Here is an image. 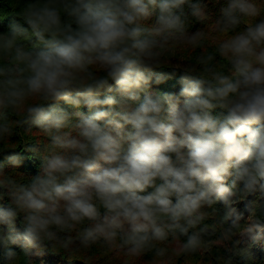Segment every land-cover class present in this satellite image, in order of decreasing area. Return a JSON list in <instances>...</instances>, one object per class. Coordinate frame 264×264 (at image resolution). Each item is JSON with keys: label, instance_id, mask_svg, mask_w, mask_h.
<instances>
[{"label": "clouds", "instance_id": "9594fccd", "mask_svg": "<svg viewBox=\"0 0 264 264\" xmlns=\"http://www.w3.org/2000/svg\"><path fill=\"white\" fill-rule=\"evenodd\" d=\"M15 15L26 26L0 32V153L20 165L12 137L33 126L48 142H26L41 161L30 178L0 164L9 264V244L28 256L75 241L148 264H171L169 239L177 256L223 240L250 258L233 237L264 235V6L227 0L210 24L230 35L214 48L189 31V17L210 19L200 0H31ZM183 46L198 52L173 65ZM162 67L182 69L178 94L149 91ZM257 192L245 220L236 205Z\"/></svg>", "mask_w": 264, "mask_h": 264}, {"label": "trees", "instance_id": "16d2710c", "mask_svg": "<svg viewBox=\"0 0 264 264\" xmlns=\"http://www.w3.org/2000/svg\"><path fill=\"white\" fill-rule=\"evenodd\" d=\"M31 2V0H0V32H5L8 30V25L16 20L21 25L26 26L24 21L15 15L19 12L20 8ZM195 2V0H194ZM200 2L206 5V11L210 19L206 22H200L194 17H189V31L194 32L197 29L207 30L208 37L207 43L212 45L213 48L220 40L226 39L229 37L230 33H219L215 30V25L210 24L214 22L220 16V8L227 4V0H200ZM258 3L261 6H264V0H258ZM16 5V6H15ZM187 10V9H186ZM264 18V17H261ZM209 25V26H208ZM244 26L241 25V28ZM182 55L187 57V60L193 59L197 54L198 50L189 48L188 46H183L178 48ZM173 64V63H172ZM174 65V64H173ZM154 75H160L163 77V80L157 84L155 79H153L152 84L150 85L149 91L160 92V93H175L178 94L181 88L180 77L182 75V69L174 67H162L155 68L152 70ZM183 100L181 99V103ZM60 106L66 108L69 112L75 111L71 106L60 102ZM82 111L87 112L86 108H81ZM219 111V110H217ZM39 130L33 126V134L29 137L21 138L20 136H13V143L17 144V148L14 150L15 154L21 157L20 165H12L8 162L7 156L11 153L5 152L0 153V164L3 165V171L6 174H23L25 178H30L32 175H35L40 170V159L34 156L32 153L26 151V142L28 140L40 139L43 142L47 143L48 139L41 136L38 132ZM3 190L0 189V192ZM260 193L257 192L256 195L248 197L244 202L236 205L238 212L242 213L245 220L246 216L249 214L248 203L250 201L259 200ZM8 198L5 197L3 200H0V204L7 205ZM218 219L219 216L223 214V204L217 203L214 205ZM212 211V209H209ZM214 219H209L206 223H214ZM244 223V220L241 221V224ZM231 221L227 222L224 227H229ZM17 227L19 229V220L17 221ZM221 229L217 228V233L214 236L208 237L212 239L219 238ZM74 235V234H73ZM183 239L182 237L180 238ZM233 241H240L238 245L239 248H246L249 252L250 258H244L240 255H234L228 251L233 245L232 243H227L223 240H217L216 244L208 251H200L188 256H177L173 253V250L169 253L171 256V264H227V260L231 259V264H264V235L261 236L258 240H251L247 236H240L239 234L233 237ZM175 243V240L169 239L163 246L169 249V243ZM79 247V241H75L72 245L74 250L65 251L64 249H53L51 245L46 246L37 254L36 250H33L31 255L25 256L23 248L21 245L9 244L8 248L17 253V259L15 264H120L124 260V264H148V261L152 259V254L140 258H134L136 262L133 263L127 259L123 250L118 248H107L102 243H97L92 245L87 249H76ZM174 249V248H173ZM6 249L3 246H0V264H9V261L5 256ZM136 263V264H137Z\"/></svg>", "mask_w": 264, "mask_h": 264}, {"label": "rangeland", "instance_id": "374dc122", "mask_svg": "<svg viewBox=\"0 0 264 264\" xmlns=\"http://www.w3.org/2000/svg\"><path fill=\"white\" fill-rule=\"evenodd\" d=\"M179 49H177L176 51H175V59H173L172 60V63L175 65V64H178V63H182L183 62V60H187V57L185 56V55H182L181 53L182 52H180V51H178ZM249 215V214H248ZM248 215L246 216V218L248 217ZM176 245H177V241L175 242V243H173L172 244V242L171 243H169L168 244V246H169V253L173 250V248L175 249V247H176ZM131 260V262L133 261V263L134 262H136V260L134 259V257H129V256H127V261L128 260ZM137 263V262H136ZM135 263V264H136ZM120 264H124V260H122V262L120 263ZM138 264V263H137ZM145 264H147V263H145Z\"/></svg>", "mask_w": 264, "mask_h": 264}]
</instances>
